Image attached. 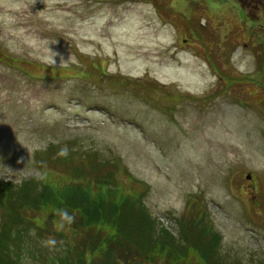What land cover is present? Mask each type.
Listing matches in <instances>:
<instances>
[{
    "label": "rangeland",
    "instance_id": "obj_1",
    "mask_svg": "<svg viewBox=\"0 0 264 264\" xmlns=\"http://www.w3.org/2000/svg\"><path fill=\"white\" fill-rule=\"evenodd\" d=\"M262 57L264 0H0V180L49 143L117 158L153 227L178 237L194 199L217 259L264 264ZM34 233L22 264L60 252Z\"/></svg>",
    "mask_w": 264,
    "mask_h": 264
},
{
    "label": "trees",
    "instance_id": "obj_2",
    "mask_svg": "<svg viewBox=\"0 0 264 264\" xmlns=\"http://www.w3.org/2000/svg\"><path fill=\"white\" fill-rule=\"evenodd\" d=\"M263 67L252 79L262 88ZM71 151L49 143L33 153L38 177L0 180V264H22L18 250L30 230L61 241L55 246L59 254L43 264H233L215 257L221 237L202 220V207L194 212V199L187 201L186 213L188 205L191 209L178 219L175 237L164 227H153L138 189L148 185L133 179L119 159L109 162L90 150ZM117 172L129 178V187L120 183Z\"/></svg>",
    "mask_w": 264,
    "mask_h": 264
},
{
    "label": "clouds",
    "instance_id": "obj_3",
    "mask_svg": "<svg viewBox=\"0 0 264 264\" xmlns=\"http://www.w3.org/2000/svg\"><path fill=\"white\" fill-rule=\"evenodd\" d=\"M234 55H235V53H234ZM238 70H240V71H245V68H244V67H238ZM64 215H65L68 219H71V217L68 215L67 212H65Z\"/></svg>",
    "mask_w": 264,
    "mask_h": 264
},
{
    "label": "water",
    "instance_id": "obj_4",
    "mask_svg": "<svg viewBox=\"0 0 264 264\" xmlns=\"http://www.w3.org/2000/svg\"><path fill=\"white\" fill-rule=\"evenodd\" d=\"M246 177H247V178H249V177H250V175L248 174Z\"/></svg>",
    "mask_w": 264,
    "mask_h": 264
}]
</instances>
